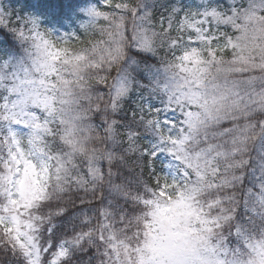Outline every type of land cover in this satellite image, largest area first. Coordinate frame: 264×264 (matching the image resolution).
Returning <instances> with one entry per match:
<instances>
[{"label": "snow or ice", "instance_id": "6c2138e0", "mask_svg": "<svg viewBox=\"0 0 264 264\" xmlns=\"http://www.w3.org/2000/svg\"><path fill=\"white\" fill-rule=\"evenodd\" d=\"M0 264H264V0H0Z\"/></svg>", "mask_w": 264, "mask_h": 264}]
</instances>
